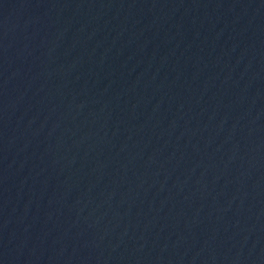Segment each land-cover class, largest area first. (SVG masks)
<instances>
[{
	"label": "water",
	"instance_id": "water-1",
	"mask_svg": "<svg viewBox=\"0 0 264 264\" xmlns=\"http://www.w3.org/2000/svg\"><path fill=\"white\" fill-rule=\"evenodd\" d=\"M0 264H264V120L94 0H0Z\"/></svg>",
	"mask_w": 264,
	"mask_h": 264
}]
</instances>
